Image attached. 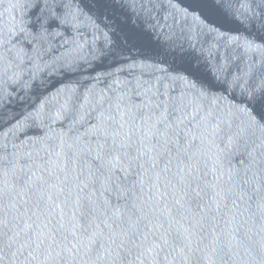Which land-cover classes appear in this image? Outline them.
I'll list each match as a JSON object with an SVG mask.
<instances>
[{
  "label": "water",
  "instance_id": "water-1",
  "mask_svg": "<svg viewBox=\"0 0 264 264\" xmlns=\"http://www.w3.org/2000/svg\"><path fill=\"white\" fill-rule=\"evenodd\" d=\"M262 94L264 0H0V264H264Z\"/></svg>",
  "mask_w": 264,
  "mask_h": 264
},
{
  "label": "snow or ice",
  "instance_id": "snow-or-ice-1",
  "mask_svg": "<svg viewBox=\"0 0 264 264\" xmlns=\"http://www.w3.org/2000/svg\"><path fill=\"white\" fill-rule=\"evenodd\" d=\"M170 102L171 101H168V100L158 101V103H163V104H167ZM256 102L264 103V94H262L260 99L257 100ZM97 132L101 136L107 135V130L104 129L103 127L98 128ZM49 199L51 200V196H49ZM6 228H7V224L4 220V208H3V203H2V196H0V253H3L6 246L15 242L14 238L8 236V233L5 231ZM25 236L28 241H31L32 238L30 236H27V233H25Z\"/></svg>",
  "mask_w": 264,
  "mask_h": 264
}]
</instances>
